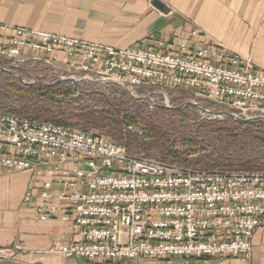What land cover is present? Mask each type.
I'll list each match as a JSON object with an SVG mask.
<instances>
[{
	"label": "built area",
	"instance_id": "2783aa9c",
	"mask_svg": "<svg viewBox=\"0 0 264 264\" xmlns=\"http://www.w3.org/2000/svg\"><path fill=\"white\" fill-rule=\"evenodd\" d=\"M13 32L8 44L0 43V59L13 65L6 68H44L40 63L50 60L40 55L58 53L69 63L64 73L52 72L57 81L115 86L150 109L158 106L157 96L170 108L169 93L184 90L193 97L190 103L207 102L217 113L264 119V73L225 47L197 43L190 50L183 41L173 53L163 43L155 49L115 48L22 28ZM25 50L36 55L21 61ZM196 109L202 120L226 118ZM21 171L44 177L24 202L32 203L38 190L41 216L70 223L80 236L81 241L51 247L50 253L65 259L106 264L246 259L264 228V171L184 168L130 153L99 133L0 111V177ZM22 251L19 244L0 247V260Z\"/></svg>",
	"mask_w": 264,
	"mask_h": 264
},
{
	"label": "crops",
	"instance_id": "0c3cea01",
	"mask_svg": "<svg viewBox=\"0 0 264 264\" xmlns=\"http://www.w3.org/2000/svg\"><path fill=\"white\" fill-rule=\"evenodd\" d=\"M154 0H0V43L8 44L14 28L57 35L115 48L147 47L180 52L186 41L218 45L251 61L264 73V0H158L168 12L153 5ZM192 31L198 35L191 37ZM36 54L25 50L21 61ZM40 63L51 72L64 73L69 60L63 54ZM44 177L30 171L0 177V247L22 245L23 251L0 264H106L99 261L65 259L50 253L56 242L81 241L70 223L44 219L42 202L36 195L32 203L24 196L38 189ZM249 258H222L212 264H264V228L254 236ZM174 264H205L203 261L178 259Z\"/></svg>",
	"mask_w": 264,
	"mask_h": 264
},
{
	"label": "trees",
	"instance_id": "16d2710c",
	"mask_svg": "<svg viewBox=\"0 0 264 264\" xmlns=\"http://www.w3.org/2000/svg\"><path fill=\"white\" fill-rule=\"evenodd\" d=\"M0 66L13 65L0 59ZM46 70L38 67L13 68L16 74L23 78L31 77L35 82L45 81L38 75ZM95 87L80 84L76 89L71 82H66L44 88L23 84L17 76L0 72V111L17 118L65 128L100 130L115 144L125 146L133 154L137 151L149 154L153 149L160 148L161 161L184 168L264 171L263 121L239 124L225 118L202 121L190 128L191 111L178 108L187 102L183 97L173 98L176 108L158 104L154 109L156 113L152 114L147 112L146 103L138 106V102L122 89L116 92V87L112 86L114 95L109 97ZM202 105L211 107L206 103ZM218 111L219 108L215 112ZM139 120L144 122L142 135L127 129ZM177 144L182 146L181 150H176Z\"/></svg>",
	"mask_w": 264,
	"mask_h": 264
},
{
	"label": "rangeland",
	"instance_id": "374dc122",
	"mask_svg": "<svg viewBox=\"0 0 264 264\" xmlns=\"http://www.w3.org/2000/svg\"><path fill=\"white\" fill-rule=\"evenodd\" d=\"M37 67L38 68H42V67H40L38 65H31V69L37 68ZM43 69H47V68L44 67ZM17 75L20 76V77H22L19 74H17ZM38 77L41 78V79H43V80L45 79V81H47L48 83L51 82V81H53V80H56L55 75L52 74L51 70H48V69L46 71L40 73L38 75ZM23 80L26 81V82H28V83L34 81V79H31V77H24ZM95 88L98 89V90H100V91L102 90V92L105 93L109 97H112L114 95V93H113L114 88H112V86H96ZM118 89H120V88L116 87L114 91L118 92L119 91ZM177 97L178 98L179 97H183L187 101L185 104L181 105L180 107H178V106L177 107L179 109H188L189 111H191L190 112L191 113L190 114L191 115V118H190V121L188 122V126L190 128H192L193 126H195L197 123H200V122L202 123V121H219V120H223V119H220V118H212V119L202 120L201 116L199 115V111L195 107H188V106L185 107V105L187 103L192 102L191 100H193V97H192V95L188 91H184V90H175V91H171L169 93V103H170L169 105H170V108H176L174 106V104H173L172 101H173V98H177ZM156 99L159 102L158 103L159 105L165 107V102H164V98L163 97L157 96ZM204 103H206L207 105L211 106V107L208 108L209 110L215 109V110H211L213 112H215V111L218 110V108L212 107L213 105H211V104H209L207 102H200L201 105L204 104ZM138 104H139L138 106H143L142 103H138ZM146 106H148V105H146ZM140 108L142 110H144V107H140ZM147 112H150L152 114H155L156 113L154 109H150L149 107L147 109ZM218 112H220V111H218ZM133 126H134V130L132 132L135 133V134H138V135H142L143 128H144V122H143V120H139L138 123L136 125H133ZM89 131L94 132V133H99V134H102V135L106 136V134L105 133H102L100 130H89ZM106 137L109 138L108 136H106ZM181 149H182V146L179 145V144H177L176 145V150H181ZM160 150H161L160 148H156V149H153L152 151H150L149 154H146L144 152H139V151L135 152L134 154L146 156L148 158H152V159L161 161V158L162 157H161ZM219 170H229V169H219ZM230 171H234V170H230Z\"/></svg>",
	"mask_w": 264,
	"mask_h": 264
},
{
	"label": "water",
	"instance_id": "95a60500",
	"mask_svg": "<svg viewBox=\"0 0 264 264\" xmlns=\"http://www.w3.org/2000/svg\"><path fill=\"white\" fill-rule=\"evenodd\" d=\"M153 5H155L156 8H158L159 10H161L162 12H168V9L158 0H154L153 1ZM0 72H4V73H7V74H10V75H15L19 78V80L23 83V84H28V85H39V86H42V87H50V86H53V85H57V84H61V83H66V82H71L74 87H77L78 85V81L75 79V78H67V79H63V80H60V81H57L56 83H47V82H26L23 80L22 77L18 76L15 72H13V69L12 68H6V67H2L0 66ZM191 107V106H194L196 108H198L201 112H205V113H208L209 115H212L214 116L215 114L217 116H221V117H226V118H230V119H233L235 120L237 123L239 124H249V123H252L254 122L255 120H251V119H239V118H236L234 115L232 114H225V113H215V112H212V111H208L207 109H205L203 106H201L200 104H194V103H187L185 105V107ZM261 121H264V119H261Z\"/></svg>",
	"mask_w": 264,
	"mask_h": 264
}]
</instances>
